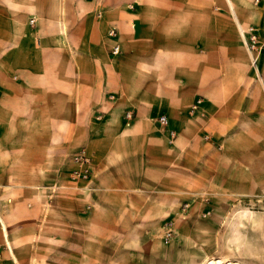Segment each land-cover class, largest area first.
I'll return each instance as SVG.
<instances>
[{
	"label": "crops",
	"instance_id": "obj_1",
	"mask_svg": "<svg viewBox=\"0 0 264 264\" xmlns=\"http://www.w3.org/2000/svg\"><path fill=\"white\" fill-rule=\"evenodd\" d=\"M263 22L264 0H0V264H150L179 205L249 195Z\"/></svg>",
	"mask_w": 264,
	"mask_h": 264
},
{
	"label": "rangeland",
	"instance_id": "obj_2",
	"mask_svg": "<svg viewBox=\"0 0 264 264\" xmlns=\"http://www.w3.org/2000/svg\"><path fill=\"white\" fill-rule=\"evenodd\" d=\"M255 183L256 188L243 197H222L219 189L210 188L201 193L203 202L185 208L179 205L174 218L168 220L173 223L174 236L168 244L162 241L150 264H207L213 260L264 264V172L256 173ZM189 208L194 213L190 216Z\"/></svg>",
	"mask_w": 264,
	"mask_h": 264
},
{
	"label": "built area",
	"instance_id": "obj_3",
	"mask_svg": "<svg viewBox=\"0 0 264 264\" xmlns=\"http://www.w3.org/2000/svg\"><path fill=\"white\" fill-rule=\"evenodd\" d=\"M261 0H253V5L257 6L260 3ZM130 9L132 7L130 6ZM33 20H30V24H33ZM111 36H114L115 33L113 31H110L109 33ZM246 38L244 40V46L247 51V53L250 55L251 63L255 64L257 59L261 54L264 53V22L260 26H249L246 30ZM119 46L114 45L111 54L112 55H118L119 54ZM201 104L200 100H197L189 109L190 114H194L195 111L198 110V106ZM124 118L127 120L131 119V113L126 112L124 114ZM157 122L160 124V126L167 129L168 137H169V143L172 144V142L175 139V133L174 131L170 130L168 128V119L165 116H159L157 118ZM73 164L76 166V169L72 171L70 175V179L72 181L78 182V181H86L88 177L90 176L89 171V165H90V159L86 154L85 149L81 148L72 158ZM187 205H184V208ZM175 233V229L173 226V223L171 221H167L162 226V241L164 244H168L171 239L173 238ZM0 257H1V245H0Z\"/></svg>",
	"mask_w": 264,
	"mask_h": 264
},
{
	"label": "bare ground",
	"instance_id": "obj_4",
	"mask_svg": "<svg viewBox=\"0 0 264 264\" xmlns=\"http://www.w3.org/2000/svg\"><path fill=\"white\" fill-rule=\"evenodd\" d=\"M231 11V10H230ZM236 22V21H235ZM112 29V28H111ZM111 37V36H110ZM112 38V37H111ZM207 264H235L233 262H229V261H226V262H222L220 260H213V261H208Z\"/></svg>",
	"mask_w": 264,
	"mask_h": 264
}]
</instances>
